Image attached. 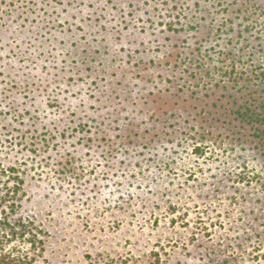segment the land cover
I'll use <instances>...</instances> for the list:
<instances>
[{
	"label": "rangeland",
	"instance_id": "rangeland-1",
	"mask_svg": "<svg viewBox=\"0 0 264 264\" xmlns=\"http://www.w3.org/2000/svg\"><path fill=\"white\" fill-rule=\"evenodd\" d=\"M264 0H0V187L41 264H264Z\"/></svg>",
	"mask_w": 264,
	"mask_h": 264
},
{
	"label": "trees",
	"instance_id": "trees-1",
	"mask_svg": "<svg viewBox=\"0 0 264 264\" xmlns=\"http://www.w3.org/2000/svg\"><path fill=\"white\" fill-rule=\"evenodd\" d=\"M257 125L264 128V121ZM14 179L12 186L0 187V264H41L44 240L18 216L23 181L19 176Z\"/></svg>",
	"mask_w": 264,
	"mask_h": 264
}]
</instances>
